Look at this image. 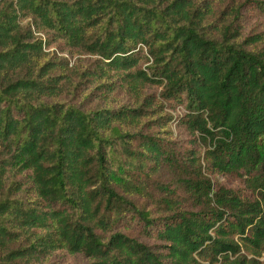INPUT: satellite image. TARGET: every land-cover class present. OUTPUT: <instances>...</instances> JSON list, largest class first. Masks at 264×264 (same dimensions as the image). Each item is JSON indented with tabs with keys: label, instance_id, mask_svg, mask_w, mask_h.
<instances>
[{
	"label": "trees",
	"instance_id": "trees-1",
	"mask_svg": "<svg viewBox=\"0 0 264 264\" xmlns=\"http://www.w3.org/2000/svg\"><path fill=\"white\" fill-rule=\"evenodd\" d=\"M255 13L264 0H0V264L60 248L264 264V51L241 40ZM56 45L96 59L75 69ZM121 92L133 101L110 105ZM157 98L175 115L141 124Z\"/></svg>",
	"mask_w": 264,
	"mask_h": 264
},
{
	"label": "rangeland",
	"instance_id": "rangeland-1",
	"mask_svg": "<svg viewBox=\"0 0 264 264\" xmlns=\"http://www.w3.org/2000/svg\"><path fill=\"white\" fill-rule=\"evenodd\" d=\"M202 1V0H199ZM210 2L216 12H222L224 8L228 5H232L234 2L239 1H245V0H207ZM245 13H247L245 11ZM248 14V13H247ZM245 19V30L244 35L241 38V40L245 39L246 37H258L256 44L248 45L249 49L253 50H262L264 51V15L262 14H252L251 16H244ZM48 57L54 56L57 58L61 57H67L69 60V66L75 67V69H81L85 70L90 68L91 63L96 59V56L86 54L81 51H63L59 49V47L53 46L50 49H47ZM61 70H58V72ZM67 71V70H66ZM103 81V80H102ZM147 93H152L156 96L159 94V89L148 87L143 90L142 96H145ZM132 98L129 97L126 93H122L116 97H114L110 102H108L113 107H118L126 103L128 100H131ZM133 101V99H132ZM158 103L154 104L151 108H149L147 111V114L143 116L141 119L142 123H148V121H153L157 119L158 117L165 115L166 113H171L175 115V111L170 110L167 107L161 106V101L157 98ZM171 128L174 130L173 136L179 137L183 136L181 132L178 131V129L175 127L174 123L172 122L170 124ZM183 138V137H182ZM223 180L224 178L221 177ZM228 185L235 184V180L227 181ZM261 260L264 263V252L261 256ZM34 264H87L88 259L82 255V254H71L69 253L65 248H60L52 252L51 254L42 257L38 260L34 259L32 261Z\"/></svg>",
	"mask_w": 264,
	"mask_h": 264
}]
</instances>
